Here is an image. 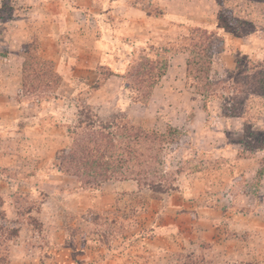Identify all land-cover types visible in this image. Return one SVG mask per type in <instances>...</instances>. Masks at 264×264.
Listing matches in <instances>:
<instances>
[{"label":"rangeland","instance_id":"1","mask_svg":"<svg viewBox=\"0 0 264 264\" xmlns=\"http://www.w3.org/2000/svg\"><path fill=\"white\" fill-rule=\"evenodd\" d=\"M0 264H264V0H0Z\"/></svg>","mask_w":264,"mask_h":264},{"label":"trees","instance_id":"2","mask_svg":"<svg viewBox=\"0 0 264 264\" xmlns=\"http://www.w3.org/2000/svg\"><path fill=\"white\" fill-rule=\"evenodd\" d=\"M258 1H261V0H258ZM197 33L198 32H196V36H197L198 41L190 47L191 51H189V53L193 54L195 56L198 54H201V56H204L203 53L207 52L210 49V46H213L211 44L213 42H215L216 39H213L212 34L208 35L204 31L203 32L199 31V34H197ZM194 34H195V32H194ZM28 47L30 48L31 46H28ZM27 56H28V54H27ZM28 57H30V55ZM33 61L34 60L25 61L24 65H23V72L26 71V67L29 65L28 63L31 62L33 64L34 63ZM40 62L43 63L42 60H40ZM188 64H187V67L189 68ZM163 68H164V70H163L162 74L158 76L159 79L164 76L165 69L167 68V65L165 64L163 66ZM30 70H31V72H33V70L31 68L29 69V71ZM150 94H151V91H149V93L146 95L145 99L149 98L151 96ZM94 124H95L94 121H91V123L89 124L90 126H92L91 127L92 128L91 134L93 136L90 139H88L86 141V143H83V144L75 143L74 148L71 150V156L68 157V163H69V165H71L73 167H74V165H77L78 167H82V169H85V170L89 169L91 175H94L98 178L101 177V180H109V178H110L108 176L109 171L107 169H105L106 167H104V166H107L106 160H110L111 157L103 156L102 151L105 148H108L107 150H104L103 152H105V151L110 152L109 151L110 148H109L107 142H105V137L102 135V132H100V131H104L108 127L100 125L101 130H98V129L94 128V126H95ZM109 125L111 127L113 124H109ZM93 129H95V131ZM123 129L124 128H120V130H123ZM123 131L124 132H122L121 136H124L127 138H130V137L133 138L137 135V133L140 136L144 135V134H142V133H144L143 130H140L139 128H133L132 126H127ZM114 141H115V138L111 139L110 144L113 145ZM81 142H82V140H81ZM115 147L116 146H114V148ZM112 148H111V151H113ZM114 151L119 153V154L117 153V156H115L116 158H114L115 162L118 164V162H121L122 156H124L125 153L129 150H125V149H122L120 147H116V149ZM96 161L99 164L98 167L95 165ZM90 162H91V164H90ZM97 170H99V172Z\"/></svg>","mask_w":264,"mask_h":264},{"label":"crops","instance_id":"3","mask_svg":"<svg viewBox=\"0 0 264 264\" xmlns=\"http://www.w3.org/2000/svg\"><path fill=\"white\" fill-rule=\"evenodd\" d=\"M109 82V81H108ZM108 82H106V83H108ZM123 187V186H122Z\"/></svg>","mask_w":264,"mask_h":264}]
</instances>
